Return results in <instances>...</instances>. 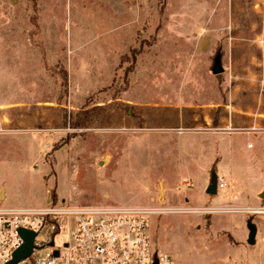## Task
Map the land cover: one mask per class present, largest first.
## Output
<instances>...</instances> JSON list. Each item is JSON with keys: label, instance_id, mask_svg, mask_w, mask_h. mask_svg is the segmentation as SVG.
<instances>
[{"label": "rangeland", "instance_id": "374dc122", "mask_svg": "<svg viewBox=\"0 0 264 264\" xmlns=\"http://www.w3.org/2000/svg\"><path fill=\"white\" fill-rule=\"evenodd\" d=\"M263 189L264 0H0V207H149L174 264H264Z\"/></svg>", "mask_w": 264, "mask_h": 264}, {"label": "built area", "instance_id": "2783aa9c", "mask_svg": "<svg viewBox=\"0 0 264 264\" xmlns=\"http://www.w3.org/2000/svg\"><path fill=\"white\" fill-rule=\"evenodd\" d=\"M217 185L224 189L228 182L218 178ZM152 213L149 207L72 206L51 200L41 206L0 207V264H9L24 245L21 230L35 233L34 247L15 264H174L149 234ZM63 233L66 238L56 243ZM41 250L47 253L38 257Z\"/></svg>", "mask_w": 264, "mask_h": 264}, {"label": "water", "instance_id": "95a60500", "mask_svg": "<svg viewBox=\"0 0 264 264\" xmlns=\"http://www.w3.org/2000/svg\"><path fill=\"white\" fill-rule=\"evenodd\" d=\"M212 72L216 75L224 72V67H223L222 61H221V54H218L215 57V62H214V67L212 69ZM218 178H219V176H218V173L216 172V170H212L211 171V177H210V183L206 189V192L208 194L216 195L218 193V185H217L218 184ZM260 196L262 198H264V189L260 193ZM248 227L250 228L248 243L249 244H255L256 243V236H257L256 225L250 222V223H248ZM21 233L25 238V243L19 250H17L15 252L14 259L9 264L17 263L18 261L29 256L33 251L35 233L32 231H27V230H21Z\"/></svg>", "mask_w": 264, "mask_h": 264}, {"label": "trees", "instance_id": "16d2710c", "mask_svg": "<svg viewBox=\"0 0 264 264\" xmlns=\"http://www.w3.org/2000/svg\"><path fill=\"white\" fill-rule=\"evenodd\" d=\"M218 75H220V74H218ZM87 110H82L80 113H79V119L74 123V126L75 127H78V126H80V125H83L84 123H83V120H80V118H81V116H86L87 115Z\"/></svg>", "mask_w": 264, "mask_h": 264}, {"label": "crops", "instance_id": "0c3cea01", "mask_svg": "<svg viewBox=\"0 0 264 264\" xmlns=\"http://www.w3.org/2000/svg\"><path fill=\"white\" fill-rule=\"evenodd\" d=\"M178 114L179 113H176V115L178 116L177 117L176 124H177V126H180L183 123V117L182 116H184V113H183V111H181V115H178Z\"/></svg>", "mask_w": 264, "mask_h": 264}]
</instances>
